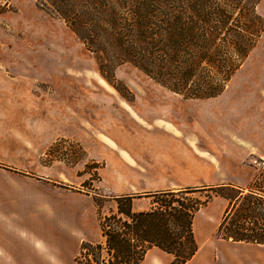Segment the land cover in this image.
Returning a JSON list of instances; mask_svg holds the SVG:
<instances>
[{
    "label": "rangeland",
    "instance_id": "1",
    "mask_svg": "<svg viewBox=\"0 0 264 264\" xmlns=\"http://www.w3.org/2000/svg\"><path fill=\"white\" fill-rule=\"evenodd\" d=\"M257 11L264 18V0ZM0 66L11 82L34 83L31 96L46 111L54 133L39 142L23 139L19 126L7 129L0 141V184L42 196V207L35 210L42 214L43 249H56L60 258L77 241L78 255L85 241L84 220L100 229V221L117 211L115 195L101 183V168L111 165L106 137L144 139L170 121L214 147L229 143L228 137L235 149L248 140L256 153L245 163L256 173L264 169V158H259L264 155V32L220 96L185 99L131 64L107 68V80L95 52L46 0H11L0 16ZM210 194L196 188L175 197L204 200ZM152 201L145 193L134 197L132 206L146 210ZM52 202L76 209L64 213L59 207L53 214L47 210Z\"/></svg>",
    "mask_w": 264,
    "mask_h": 264
},
{
    "label": "trees",
    "instance_id": "2",
    "mask_svg": "<svg viewBox=\"0 0 264 264\" xmlns=\"http://www.w3.org/2000/svg\"><path fill=\"white\" fill-rule=\"evenodd\" d=\"M95 52L99 69L131 64L185 99L220 96L264 32L261 0H46ZM11 0H0V16ZM206 199H177L193 189ZM149 209L134 210L119 195L117 211L100 221L102 242L83 241L79 264H141L156 246L185 264L198 250L196 212L215 196L229 201L219 225L224 239L264 245V169L246 188L186 187L147 193ZM97 197V196H96ZM99 208L100 203L95 199Z\"/></svg>",
    "mask_w": 264,
    "mask_h": 264
},
{
    "label": "crops",
    "instance_id": "3",
    "mask_svg": "<svg viewBox=\"0 0 264 264\" xmlns=\"http://www.w3.org/2000/svg\"><path fill=\"white\" fill-rule=\"evenodd\" d=\"M7 73L0 69V141L7 129L14 126L22 129L23 139L34 138L41 142L53 137L46 111L31 96L34 83L28 79L13 83ZM12 91L15 98L11 97ZM228 138L229 143L214 147L198 140L196 135L191 137L180 125L170 121L163 123V129L147 133L144 139L134 134L122 140L106 137L111 165L101 168V183L115 196L186 187L233 185L246 188L257 175L253 167L245 163L246 156L256 153L255 146L245 140L235 149L232 138ZM259 158L264 155L260 154ZM41 201L39 194L0 184V264H79L75 254L79 241L73 251L62 255L63 258L56 249L54 253L43 249L42 214L35 210L42 207ZM52 203L53 207L47 210L51 209L53 214L59 207L64 213L76 209L71 203ZM227 207L225 198L214 197L196 212L193 232L198 250L185 264H264L263 244L237 242L218 235ZM82 223L86 232L81 241L99 242L100 229L85 220ZM173 258L172 254L154 246L141 264H172Z\"/></svg>",
    "mask_w": 264,
    "mask_h": 264
},
{
    "label": "built area",
    "instance_id": "4",
    "mask_svg": "<svg viewBox=\"0 0 264 264\" xmlns=\"http://www.w3.org/2000/svg\"><path fill=\"white\" fill-rule=\"evenodd\" d=\"M254 162H256V161H254Z\"/></svg>",
    "mask_w": 264,
    "mask_h": 264
}]
</instances>
